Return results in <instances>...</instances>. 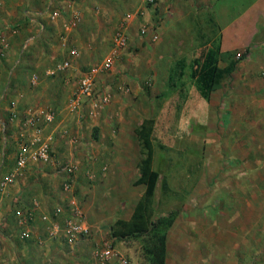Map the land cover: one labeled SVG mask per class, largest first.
Segmentation results:
<instances>
[{
    "label": "rangeland",
    "instance_id": "1",
    "mask_svg": "<svg viewBox=\"0 0 264 264\" xmlns=\"http://www.w3.org/2000/svg\"><path fill=\"white\" fill-rule=\"evenodd\" d=\"M144 4L145 0H107L104 3L106 11L101 8L98 17L89 18L90 23L83 22L72 32H67L64 21L58 19V38L65 36L67 41H55L54 46H50L58 49L59 56H52L55 51L48 52L45 44L36 42V36L33 42H27L20 60L16 62L17 55L11 57V61H7L9 66L6 65V70L0 74L3 133L6 131L17 141L18 133L14 130L19 131V126L13 125L18 117L13 102L16 95L21 96L20 104L25 106L36 103L39 97L46 102L49 100L45 105L57 113L55 126L61 125L57 133L62 129L73 132L71 142L67 137L64 141L60 135L61 145L55 146L53 161L58 164L61 159L72 156L80 167L74 176L58 168L55 183L57 190H61L64 179L71 180L72 193L92 233L73 246L64 238V253L59 257H64L66 264H94L96 251L111 245L119 256L129 258L130 264H148L143 254L142 237L116 238L112 229L119 218L130 217L145 190L144 185H134L144 156L136 130L145 119L151 118L156 125L154 166L161 172L154 197L155 214L177 212L168 230V264H203V259L212 257L213 244L223 241L219 230L222 221L227 226L223 238L227 239L226 234L230 232L234 235L235 257L243 263L245 258L251 257L253 264H264V212L260 200L250 209L243 197L250 174L261 177L262 170L248 167L264 161V122H245L246 108L231 102L230 96L235 93L231 91L232 78H226L210 99H204L190 76L194 58L203 49L219 45L215 12L199 0H162L159 7L145 15L147 13L140 12ZM113 12L116 13L113 15ZM145 23L150 30L159 32L157 41L140 33ZM23 28L27 38L39 29L38 26ZM121 32L128 35V44L116 48V37ZM179 59L186 62L182 78L176 66ZM65 60H70L66 69L56 71L51 78L44 74L46 68L57 67ZM108 60L111 66L98 69L96 73L95 95L81 107L74 108L71 103L82 76ZM221 60V66L224 60L230 61ZM34 72L40 75L39 85L30 83ZM66 79L69 84L59 87V82ZM124 86L131 87L129 93L123 91ZM102 97H108L107 103L95 107L94 100ZM68 149H72V154ZM47 166L42 167L50 176L53 171H46L51 168ZM223 173H226L224 179ZM162 178L168 181V191L162 186ZM223 190L226 195H220ZM228 191H233L230 198L237 204L238 212L241 211L234 218L225 213ZM63 201L65 217L69 214L68 202ZM245 207L250 219L243 216ZM16 217L20 226L15 232L20 237L29 223L36 224L33 218L21 224L17 213ZM43 228L46 229V225ZM32 231L30 229L29 237L23 239L35 242L38 254L35 258L42 253L46 264H54L57 254L52 251L46 254L47 234L39 238ZM20 237L16 241L21 242ZM250 238L251 251L248 248ZM69 245L73 247L71 251H68ZM111 263L120 264L119 258L105 262Z\"/></svg>",
    "mask_w": 264,
    "mask_h": 264
},
{
    "label": "crops",
    "instance_id": "2",
    "mask_svg": "<svg viewBox=\"0 0 264 264\" xmlns=\"http://www.w3.org/2000/svg\"><path fill=\"white\" fill-rule=\"evenodd\" d=\"M161 1L162 0H158L157 6ZM199 1L210 8L211 11L215 12L214 23L219 30L218 39L221 47V58L229 60H232V58L240 59L237 68L232 76H230L233 81L231 91L235 92L230 96L232 98L231 102L235 106H244L246 108L245 112L247 116L245 122H264V0ZM104 3H107V0H0V34H5V38H7L10 43V48L6 55L0 56V74L6 70V65H8L7 61L10 62L11 57L14 58L17 55L16 62L20 60L27 42H33L32 40L36 39V36V42L40 41L45 44L46 47H48V52L50 50L55 51H52V56H56V54L59 56L60 53L58 49L55 50L50 46V44L54 46L55 41L62 40L63 43L67 41V37L65 36L58 38V19L64 21V29L67 30V32H72L74 31L73 28H76L83 22L88 24L89 18L95 19V17H98L101 8H104ZM141 7L144 9L146 5L144 4ZM104 9L106 11V8ZM151 9H153V7L147 8L145 10L147 14L145 15H149V10ZM55 12L58 14L54 15ZM115 13L116 12H113V15ZM130 16L131 15H129V17ZM63 17L65 18L63 19ZM73 21H76L75 25H72ZM144 25H147V23ZM35 26H38L39 29L37 28L36 33H32L31 30L30 32L32 35L27 38V34L24 33L25 29L23 27H30L28 29H32L31 27ZM20 27L22 28L18 35L17 31ZM21 34L23 37L25 36V39L21 40L23 38L20 36ZM42 49L45 51V48ZM27 55L32 56L33 54L31 55L28 53ZM239 55L241 56L238 57ZM69 59H71V57H69ZM227 63L228 62L225 60L222 62L223 66ZM58 70L56 66L48 67L44 74L51 78ZM10 72L11 70L9 74ZM34 75L38 77L36 83H32V77ZM40 82V75L34 72L30 76V83L39 85ZM61 82H59V87H65V85L69 84L67 79L64 80L63 83ZM16 84L20 85L21 83L17 82ZM22 86H24V83H22ZM47 94L49 95L50 93L48 92ZM20 97V95H16L13 99L14 107H16L18 111V117H15L16 119L13 121H16L13 123L14 126H19V131L13 129L18 133L17 141L12 140L10 136L6 134V131L3 133V127L1 126L3 121H1L0 118V180L12 169L15 158L19 152V147L22 144H30L31 142L35 131L33 127L29 129L25 125L28 119L27 117L33 115L29 111H33L38 115L36 123L41 125L44 138L50 141L52 147L51 154L53 157V151L56 150L55 146L60 144V135L63 140L66 139L65 137L69 138V142H71V138L73 137V132L68 129H62L57 133L61 125L57 124L55 126L57 113L53 110L55 114L54 119H48V113L51 109L45 104L50 102L49 100L46 102V99H39L41 98L39 97L36 100L37 102L35 101L36 103L25 106L24 103L20 104ZM56 100L57 99H55L54 102ZM231 110H233V108H231ZM14 131L13 133H15ZM71 147L72 146H70V148ZM68 153L72 154V149L69 150ZM69 160L78 163L72 156H70V158L61 159L58 164L54 163V161L50 163H31L27 173L23 176H18L16 181L9 185L4 192H0V264H20V262L23 264H46V259H43L42 253L38 258H35L38 255L35 253V242L25 241L15 232L20 226L17 223L16 217V212L19 209V211H22L25 215L30 212V215L32 214L31 219L33 218V220L36 221V224L31 222V224L29 223L27 225L28 229L33 230V235L35 234L36 237L38 236L40 238L44 236V233L47 234L48 238L46 245L48 249L46 250L47 253H44L48 254L52 251L53 254H57L54 256L58 259L54 264H66L64 263L65 258L59 257L61 252L64 253L62 247V240L65 242L64 237H58L59 239L50 237L46 229L43 228L45 225L47 227V223L43 221L42 215L44 213H53L55 207L57 205H62L64 202L63 200L67 198V193H65L62 188L61 190H57L56 188L55 182L57 174L55 170L59 168L62 161L66 162ZM44 165H49L47 167H51L46 168V171H53L50 176H47L48 173H45L44 167H42ZM248 169H260L262 173L259 178H255L253 173L250 174L251 178L248 180L247 184L248 189L245 191L246 193L243 194V197L250 209L260 200L261 206H259L264 212V161H260V163L254 167L250 166ZM226 173L222 174L223 179L226 177ZM75 174L76 173H74V175ZM64 180H69V178ZM218 189L221 190L222 188L219 187ZM252 189L255 190L252 191ZM228 192V209H224L225 213L228 212V217L234 218L239 216L238 214H241V211L238 212L237 204L230 198V194H232L231 192L233 191ZM224 194L226 195V192L223 190L220 195ZM222 199H224V197ZM34 200H38L40 203L38 209H34L33 207L32 203ZM63 215L65 214L63 213L61 217H63ZM243 216L248 219L251 217L247 211V207L244 208ZM26 218L29 219L30 217L26 216ZM221 223L219 230L223 241L213 244L212 257L203 259V264H206V262L210 264H253L251 257L245 258L244 263L241 259L235 257L233 251L236 248L235 244L232 243L234 235L231 236L232 233L230 232L228 235L226 234L227 239L223 238L227 226H225V221ZM41 225L42 228H40ZM249 233H251V231ZM19 237L21 242L16 241V238ZM246 237L247 233H245V238ZM251 246L252 241L250 238V243L248 244L250 251ZM14 248H17V250L20 249L18 252H13L12 250ZM71 248L73 247L69 245L68 251H71ZM14 254L18 255L15 256ZM139 262L141 263L140 258ZM166 264H168V255Z\"/></svg>",
    "mask_w": 264,
    "mask_h": 264
},
{
    "label": "trees",
    "instance_id": "3",
    "mask_svg": "<svg viewBox=\"0 0 264 264\" xmlns=\"http://www.w3.org/2000/svg\"><path fill=\"white\" fill-rule=\"evenodd\" d=\"M155 4L145 1V10L156 8ZM220 45L203 49L201 53L191 62L190 76L197 84L198 90L204 99H210L212 93L232 76L240 59H232L225 66L220 65ZM176 66L179 67V78L185 75V59H179ZM173 79V74L170 76ZM155 131L154 119H145L136 130L139 141L143 148L140 163V175L134 181V185H144L145 190L136 202L133 213L129 219L119 218L113 226L112 234L116 238L128 239L135 237L143 238V254L148 264H166L168 252V230L173 225L177 216L176 211L166 215L156 216L154 210V197L161 178V172L154 166L155 161ZM162 186L165 191L169 190L166 178H162Z\"/></svg>",
    "mask_w": 264,
    "mask_h": 264
},
{
    "label": "built area",
    "instance_id": "4",
    "mask_svg": "<svg viewBox=\"0 0 264 264\" xmlns=\"http://www.w3.org/2000/svg\"><path fill=\"white\" fill-rule=\"evenodd\" d=\"M148 3L155 4L156 0H147ZM58 13L55 12L54 15ZM76 21L72 22V25H75ZM140 33L142 35H149L150 39L153 41H157L159 38V32L156 29L150 30L149 26L143 25L140 29ZM5 34H0V56H5L7 51L10 48V43L5 38ZM116 48L125 47L128 44V35L125 32L118 33L116 37ZM76 53V49L73 50ZM239 55L238 57H240ZM70 65V60H65L62 63L58 64L59 70H64ZM111 66V60L106 61L100 68L94 69L90 73H86L80 79V84L78 91L72 99V103L74 108L81 107L83 103L91 99L96 93V73L102 68H108ZM99 69V70H98ZM37 75L32 77V83L37 82ZM125 93H129L131 90L130 86L122 87ZM108 101V97H102L100 100H94L93 105L95 107H100L103 104H106ZM33 115L27 117L25 125L27 128L33 127L34 134L31 139L30 144H22L19 147V152L15 158L14 165L11 170L0 180V192H4L9 185L14 183L18 176H23L28 172V168L31 163H50L53 161V156L51 154V143L49 140L45 139L43 134V129L40 124H37V114L33 111H29ZM48 119L53 120L55 114L53 111L49 110ZM15 116V114H13ZM22 134V133H21ZM23 136V135H22ZM59 171L63 172L69 176L73 175L78 171L79 165L74 161H62L59 165ZM62 189L65 193H68L66 209H68L69 214L65 217H61L65 211V207L63 205H57L54 209L53 213H44L42 215V219L47 223V232L48 235L52 238L55 237H64L68 239L71 243V246L74 245L80 238L89 237L92 233V229L86 219L83 218V211L79 207L77 203V199L73 192L72 182L71 180H64L62 183ZM34 209L39 208V201H33ZM20 210V209H19ZM17 210V215L20 217V223L25 224L28 221V218L24 215L22 211ZM33 210V208H32ZM32 213V212H31ZM32 214L29 217L31 218ZM24 218V219H23ZM30 229L27 228L24 232H22L21 237H29ZM113 257H118L120 264H130V260L127 257H121L118 253L113 249L111 245L98 249L96 251V260L94 264H105V262Z\"/></svg>",
    "mask_w": 264,
    "mask_h": 264
}]
</instances>
